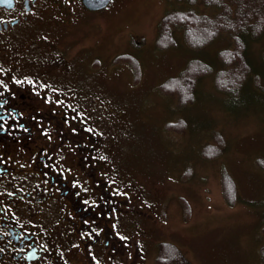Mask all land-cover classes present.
<instances>
[{
	"label": "flooded vegetation",
	"instance_id": "flooded-vegetation-1",
	"mask_svg": "<svg viewBox=\"0 0 264 264\" xmlns=\"http://www.w3.org/2000/svg\"><path fill=\"white\" fill-rule=\"evenodd\" d=\"M88 12L83 0H0V264H146L162 231L164 210H149L104 142L118 108L80 80L104 60L76 39Z\"/></svg>",
	"mask_w": 264,
	"mask_h": 264
},
{
	"label": "rangeland",
	"instance_id": "rangeland-1",
	"mask_svg": "<svg viewBox=\"0 0 264 264\" xmlns=\"http://www.w3.org/2000/svg\"><path fill=\"white\" fill-rule=\"evenodd\" d=\"M175 6L172 0H112L103 10L88 12L76 39L99 44L104 60L82 64L80 80H86V91L96 93L108 111L114 106L118 112L112 113L121 114L113 125L107 121L111 112L102 120L109 137L104 142L110 155H117L119 175L152 204L150 211L165 212L160 235L148 241L146 264H156L157 248L165 241L177 245L192 264H261L264 169L258 160L264 159V93L251 81L239 97L228 96L215 88L210 74L198 82L191 105L182 107L177 96L162 95L159 86L188 61L200 58L217 70V53L231 45L223 36L202 51L193 50L178 33L176 47L159 51L155 43L161 19ZM263 50L264 35L251 40L247 51L261 76ZM109 51L136 56L141 79L135 81L129 63H112ZM180 120L187 122L183 131L168 127ZM215 132L224 136L226 148L218 159L206 160L201 149ZM189 167L192 175L185 179ZM223 170L237 184L233 206L223 196ZM183 198L191 207L188 219Z\"/></svg>",
	"mask_w": 264,
	"mask_h": 264
},
{
	"label": "trees",
	"instance_id": "trees-1",
	"mask_svg": "<svg viewBox=\"0 0 264 264\" xmlns=\"http://www.w3.org/2000/svg\"><path fill=\"white\" fill-rule=\"evenodd\" d=\"M178 6L169 10L161 19L155 46L159 51H167L177 46L176 34L182 36L185 44L202 51L223 36L230 38L231 45L221 49L216 60L218 69L206 60L193 58L187 62L176 76L166 79L160 86V92L166 96H177L182 107L191 105L196 100L198 82L214 74L215 88L228 96L239 97L243 90L254 83V87L264 93V75L255 73L247 56L251 40H258L264 35V0H172ZM132 55V54H131ZM120 54L117 63H129L133 69L135 81L142 76V65L136 56ZM264 63V50L262 53ZM217 65V64H215ZM168 127L178 132L187 128V122L180 120ZM226 140L220 132H215L211 142L201 149L206 160H216L224 152ZM258 164L264 169V159ZM192 175L188 168L183 177ZM222 192L228 205L236 204L237 184L230 173L223 170ZM185 218L191 215L188 201L182 199ZM264 235V223L261 226ZM261 264H264V243L259 249ZM156 264H192L182 250L174 243L165 241L157 248Z\"/></svg>",
	"mask_w": 264,
	"mask_h": 264
},
{
	"label": "water",
	"instance_id": "water-1",
	"mask_svg": "<svg viewBox=\"0 0 264 264\" xmlns=\"http://www.w3.org/2000/svg\"><path fill=\"white\" fill-rule=\"evenodd\" d=\"M111 0H83L84 6L90 11H98L106 8Z\"/></svg>",
	"mask_w": 264,
	"mask_h": 264
}]
</instances>
